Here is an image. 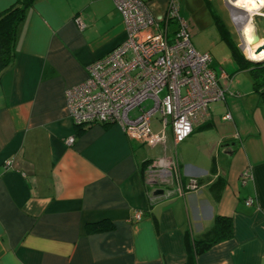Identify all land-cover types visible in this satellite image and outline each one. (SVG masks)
<instances>
[{
	"label": "crops",
	"instance_id": "obj_1",
	"mask_svg": "<svg viewBox=\"0 0 264 264\" xmlns=\"http://www.w3.org/2000/svg\"><path fill=\"white\" fill-rule=\"evenodd\" d=\"M145 1L163 16L167 0ZM211 1L178 0L180 13L194 17L205 2L241 50ZM15 2L0 0V13ZM220 36L190 39L226 72L224 99L184 141L175 143L168 126L164 144L145 146L116 123L75 126L65 104V90L125 38L114 0L32 3L0 74V264H264V103ZM150 126L161 129L159 115ZM162 159L197 187L152 198L144 168ZM216 217L230 220L231 236L196 252ZM104 222L109 229H97Z\"/></svg>",
	"mask_w": 264,
	"mask_h": 264
},
{
	"label": "built area",
	"instance_id": "obj_2",
	"mask_svg": "<svg viewBox=\"0 0 264 264\" xmlns=\"http://www.w3.org/2000/svg\"><path fill=\"white\" fill-rule=\"evenodd\" d=\"M125 32L122 42L88 66L85 80L65 90V104L75 126L119 124L129 140L145 146L164 144L170 126L175 143L190 136L195 124L207 117L210 103L225 97L221 81L226 72L211 68V55L196 50L178 0H167L164 14L156 18L145 0H114ZM78 28L85 24L75 20ZM158 113L161 129L151 120ZM223 119H230L227 113ZM73 136L66 138L71 145ZM8 161L4 166L7 167ZM245 170L242 177H249ZM150 196L174 197L197 187L184 185L173 160L162 159L144 168ZM251 200H245L249 206ZM140 218V212L135 213Z\"/></svg>",
	"mask_w": 264,
	"mask_h": 264
},
{
	"label": "trees",
	"instance_id": "obj_3",
	"mask_svg": "<svg viewBox=\"0 0 264 264\" xmlns=\"http://www.w3.org/2000/svg\"><path fill=\"white\" fill-rule=\"evenodd\" d=\"M35 0H16L10 7L0 13V74L8 69L15 57L16 38L18 28L25 19L27 9ZM216 24L219 29L221 38L229 47L233 58L240 67H248L252 77L253 88L258 92V98L264 103V61H254L246 58L237 44L232 40L224 24L217 18ZM94 225L87 226L90 230ZM97 229H109L107 222L97 224ZM232 234V225L229 219L216 217L213 226L207 232L205 240L195 241L194 247L196 252H200L213 243L227 239Z\"/></svg>",
	"mask_w": 264,
	"mask_h": 264
},
{
	"label": "rangeland",
	"instance_id": "obj_4",
	"mask_svg": "<svg viewBox=\"0 0 264 264\" xmlns=\"http://www.w3.org/2000/svg\"><path fill=\"white\" fill-rule=\"evenodd\" d=\"M222 2L225 6L224 10H222L218 7L216 0L211 1L210 6L214 9V11H215L214 13L217 14V16L224 23L227 24L229 29L232 30L233 37H234L235 41L241 47L243 55L246 57V55H245L246 48L248 46L253 47L259 42L260 39H264V5H259L258 8L253 9L249 13L250 15H248V18H247V15L245 17V14H247V13H245L246 12L245 11L244 12L245 14H244L242 21L239 22V20H241L239 17V13L243 14V10L236 7V6H233V4H235L236 0H222ZM183 10H184V8H183ZM186 11H187L186 15L183 13H180V14L182 15V17L186 21L187 30H188L190 38H192V36H195L199 39H202L204 42H206V41L207 42L208 41L209 42L217 41L218 43H220V41H219L220 34L218 31V28L215 24V20L211 14L209 8L206 6L205 2L200 7L196 8L197 13L195 14L194 17H192V16L190 17L189 16L190 14L188 15L187 9H186ZM198 14L200 15V17H203L200 25H197V21H196V17ZM244 20H246V21L243 25ZM250 22L254 26H256L257 32L260 35L258 41L251 42V40L250 41L245 40V38H247V36H248V31L250 30ZM239 26H243V28L240 29ZM243 36L245 38H243ZM243 39L245 40L244 43H243ZM224 44L227 46L225 41H224ZM221 45L225 46V45H223V43H221ZM246 58H248V57H246ZM158 115L159 114L156 113L154 116L158 117Z\"/></svg>",
	"mask_w": 264,
	"mask_h": 264
},
{
	"label": "bare ground",
	"instance_id": "obj_5",
	"mask_svg": "<svg viewBox=\"0 0 264 264\" xmlns=\"http://www.w3.org/2000/svg\"><path fill=\"white\" fill-rule=\"evenodd\" d=\"M259 5H264V0H236L235 4H233V6H236V7L243 10V14L239 13V17L241 19V20H239V22L242 21L245 13H247V14H245V17L247 15V18H248V15H250L249 13L253 9L258 8ZM245 21L246 20L243 21V25H244ZM239 28L241 29V28H243V26H239ZM255 35H256V27L250 22V30L248 31L249 37L247 36V38H245L243 36V38H245V40H248V41L251 40V42H252V39L255 37ZM245 40L243 39V43ZM258 40H256V41H258ZM261 45H264V40H259V42L253 47L248 46L246 48V51H245L246 57H248L250 59H254V60L264 58V49L257 51V48H259V46H261Z\"/></svg>",
	"mask_w": 264,
	"mask_h": 264
},
{
	"label": "water",
	"instance_id": "obj_6",
	"mask_svg": "<svg viewBox=\"0 0 264 264\" xmlns=\"http://www.w3.org/2000/svg\"><path fill=\"white\" fill-rule=\"evenodd\" d=\"M239 10H240V9H239ZM258 39H259V35H258L257 31H256V35H255V37L252 39V42H255V41L258 40ZM261 49H264V45L259 46V48H257V51H260ZM249 59H250V58H249ZM251 60H254V59H251ZM254 61H257V62L264 61V58H262V59H258V60H254ZM163 193H164L163 189H161V188H156V189L153 190L152 195H153L154 197H158V196H161Z\"/></svg>",
	"mask_w": 264,
	"mask_h": 264
}]
</instances>
